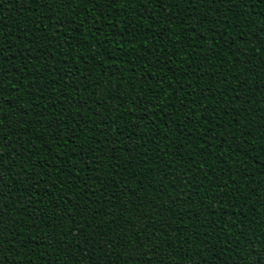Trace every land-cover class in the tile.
<instances>
[{
    "label": "trees",
    "instance_id": "1",
    "mask_svg": "<svg viewBox=\"0 0 264 264\" xmlns=\"http://www.w3.org/2000/svg\"><path fill=\"white\" fill-rule=\"evenodd\" d=\"M264 264V0H0V264Z\"/></svg>",
    "mask_w": 264,
    "mask_h": 264
},
{
    "label": "snow or ice",
    "instance_id": "2",
    "mask_svg": "<svg viewBox=\"0 0 264 264\" xmlns=\"http://www.w3.org/2000/svg\"><path fill=\"white\" fill-rule=\"evenodd\" d=\"M115 2H116V0H109V3H115ZM211 2H215V0H211ZM257 264H260V262L257 261Z\"/></svg>",
    "mask_w": 264,
    "mask_h": 264
}]
</instances>
